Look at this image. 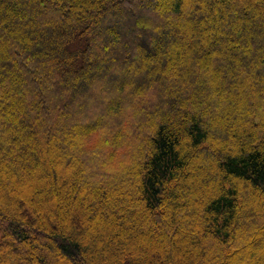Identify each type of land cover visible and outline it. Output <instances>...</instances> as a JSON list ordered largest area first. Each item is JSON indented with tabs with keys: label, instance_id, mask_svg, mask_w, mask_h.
<instances>
[{
	"label": "trees",
	"instance_id": "obj_1",
	"mask_svg": "<svg viewBox=\"0 0 264 264\" xmlns=\"http://www.w3.org/2000/svg\"><path fill=\"white\" fill-rule=\"evenodd\" d=\"M163 2L0 0V264H264V0Z\"/></svg>",
	"mask_w": 264,
	"mask_h": 264
},
{
	"label": "rangeland",
	"instance_id": "obj_2",
	"mask_svg": "<svg viewBox=\"0 0 264 264\" xmlns=\"http://www.w3.org/2000/svg\"><path fill=\"white\" fill-rule=\"evenodd\" d=\"M177 1L178 0H164L161 7L164 9H169V8L173 7ZM190 1L191 0H189V2ZM149 18H150V16L147 14V12L145 13L144 11H141V10H135L132 14V20H133L132 24L126 25L125 29L123 30V36H121L123 41L128 42V39H125V34L131 28L135 27L136 24L138 25L139 30L151 34L152 32L150 31V29H149L150 26H148L149 24L147 22ZM97 135L91 136V138L88 141L89 146H95V144L99 143L100 137ZM114 148H115V146H112V150L115 151L114 153L111 152V150H110V153H112V157H111L112 159H111L110 164L113 167V168L111 167V169L113 171H120L122 169V167L124 166L123 164L120 165V163L122 162L120 158L124 152V148H122L121 146H120V148H117V147L115 149Z\"/></svg>",
	"mask_w": 264,
	"mask_h": 264
}]
</instances>
